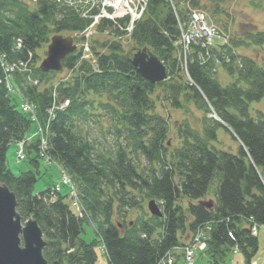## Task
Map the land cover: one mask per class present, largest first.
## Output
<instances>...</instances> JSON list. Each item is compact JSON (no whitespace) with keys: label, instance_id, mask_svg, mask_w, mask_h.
Segmentation results:
<instances>
[{"label":"trees","instance_id":"trees-1","mask_svg":"<svg viewBox=\"0 0 264 264\" xmlns=\"http://www.w3.org/2000/svg\"><path fill=\"white\" fill-rule=\"evenodd\" d=\"M221 1L175 0L181 17L188 6L220 16ZM60 13L49 0H0V53L9 62L31 54L32 69L13 73L10 91L0 66V183L14 193L21 219L31 217L40 227L43 257L50 264H98L95 246L100 243L107 264H157L199 231L205 242L200 255L209 264H225L236 250L250 264L259 247L252 228L264 224V113H253L250 104L264 96V68L239 48L263 45L264 28L228 37L223 48L230 61L220 64L226 76L221 81L212 70L214 60L200 64L194 46L186 70L182 67L169 3L148 0L130 33V46L119 39L125 30L102 20L88 40L89 56L78 48L62 59L60 71L44 72L38 64L50 37L73 35L89 23L73 11ZM142 48L162 61L165 80L152 84L135 70L130 54ZM62 70L67 76L57 78ZM24 101L31 104L34 119L22 110ZM187 103L204 114L199 127L187 119L173 123L176 143L169 145L171 125L160 107L181 109ZM210 111L217 118L209 117ZM33 125L45 132L42 154L74 184L80 216L71 207L69 189L34 192L43 172L39 140L24 144L33 170L14 175L8 169L9 145L26 139ZM220 128L237 143L234 152L217 145ZM209 194L207 207L201 201ZM152 199L161 216L148 212ZM85 224L93 233L88 239L82 237Z\"/></svg>","mask_w":264,"mask_h":264},{"label":"rangeland","instance_id":"rangeland-1","mask_svg":"<svg viewBox=\"0 0 264 264\" xmlns=\"http://www.w3.org/2000/svg\"><path fill=\"white\" fill-rule=\"evenodd\" d=\"M205 3V1L201 2ZM219 9L222 12H219L220 16H211V14L205 10L204 8L199 7L200 10L206 13L207 20L214 25H216L220 30H222L228 37L230 36H237L242 31L246 30H252V29H262L264 28V0H222L217 5ZM209 7L211 9L214 8V3H210ZM226 13V15L224 14ZM220 18L222 21H220ZM224 25L226 28H223ZM62 35H70L67 33H61ZM87 37L91 35V32H86ZM91 37V36H90ZM89 37V38H90ZM88 38V39H89ZM123 45L130 46V40L129 37H124L122 39ZM74 42L82 48L83 42L78 41ZM46 50V49H45ZM239 51L242 53H246L252 56H255L258 60V63L264 68V44L261 46H254L250 45L248 47H241L239 48ZM67 72L65 70H62L60 74H58L56 77H66ZM219 80L223 81L226 79V76L223 71L220 70L219 73H216ZM160 110L163 115L168 117L169 123L171 125L170 132H169V138L168 143L169 145H174L176 143V136L175 131L173 127V123L182 120L187 119L191 125L195 128L199 127V119L204 115L201 110L196 109L194 105L187 103L185 104L184 108L181 109H173V108H162L160 107ZM250 110L255 113V111H261L264 113V96L258 100L253 101L250 104ZM209 117H212L211 111L207 113ZM94 132L97 134V136L102 140L100 130L97 126L93 125ZM97 130V131H96ZM36 131V125H33L31 130L29 131V136H33V133ZM219 135V142L217 143L218 146L222 149H229L231 151H235L237 147V143L230 137L228 133L222 128L218 130ZM113 137L109 135L106 139L108 145H110L113 141ZM17 149L18 146L16 143H12L9 145L7 152H6V164L8 169L14 174L19 175L20 173L27 171V170H33L31 165L28 164V160L26 157L18 160L17 159ZM40 169L43 171L35 185H34V192L41 191L47 187H53L56 184L60 185V188L62 192L68 191L67 186L63 185L61 183V169L55 162L50 163H43L41 161ZM61 183V184H60ZM212 194L206 195L204 197V200H212ZM133 218L134 215H128L127 218ZM85 233L82 234V237L85 239L91 238L92 236V230L89 229V226L87 224L84 225ZM258 251L256 253V257L254 259H258L261 257H264V224L260 225L258 228ZM188 241V240H187ZM186 241V243H187ZM190 243V241H189ZM95 251L97 254V263L98 264H107L106 255L104 253V250L101 246V244H97L95 246ZM177 252V255L182 256V250L177 249L175 250ZM200 250L195 249V262L194 264H209L207 262V258L205 255H200ZM185 253V252H184ZM194 257V256H193ZM181 260H178L177 264H180ZM225 264H247L245 256L242 251H234L231 253L230 256H228L225 260Z\"/></svg>","mask_w":264,"mask_h":264},{"label":"water","instance_id":"water-1","mask_svg":"<svg viewBox=\"0 0 264 264\" xmlns=\"http://www.w3.org/2000/svg\"><path fill=\"white\" fill-rule=\"evenodd\" d=\"M75 49L76 45L71 36L53 35L39 69L44 72L60 71L62 59ZM130 62L138 74L152 84L167 78L162 61L147 48L133 50L130 54ZM201 203L207 207L211 205V201H201ZM147 209L152 215H162L153 199L148 201ZM44 246L43 233L35 219L30 217L22 221L16 210L14 193L0 183V264H50L43 257Z\"/></svg>","mask_w":264,"mask_h":264},{"label":"built area","instance_id":"built-area-1","mask_svg":"<svg viewBox=\"0 0 264 264\" xmlns=\"http://www.w3.org/2000/svg\"><path fill=\"white\" fill-rule=\"evenodd\" d=\"M32 2H37L38 0H31ZM61 6L72 8L81 13L83 17H88L92 19V22L88 29L94 27L102 18H107L110 20H115L116 18H121L128 16L129 22L125 24V30L130 31L133 27V23L140 18L145 10L148 0H52ZM172 7V10L177 19V25L180 29L179 42L183 48L184 54H187L191 49L192 45H197L204 50L206 55H209L211 46L213 45V39H221L218 30L207 23L204 15L198 11L192 10L188 14L187 18L181 19L178 16L177 7L173 0H167ZM120 27L121 25L118 24ZM122 28V27H121ZM17 46H20L18 41ZM205 54L200 53L199 60L204 62ZM0 65L4 68L5 72H11L13 70H24L27 71V61H18L17 63H8L6 61L5 54L0 53ZM24 111H31V106L27 103L23 105ZM41 133V131H40ZM45 141L41 138L42 149L44 147ZM17 154L22 157L23 149L22 143H20V148ZM48 159V157H46ZM64 183H70L67 177L63 178ZM74 194V191L72 192ZM75 206L77 203L74 202ZM198 241V239L196 238ZM199 243V242H198ZM204 243H199V248H202ZM193 250L186 248L185 258L183 264H192L194 259ZM167 261L168 264L171 263V258L161 260L164 264Z\"/></svg>","mask_w":264,"mask_h":264},{"label":"crops","instance_id":"crops-1","mask_svg":"<svg viewBox=\"0 0 264 264\" xmlns=\"http://www.w3.org/2000/svg\"><path fill=\"white\" fill-rule=\"evenodd\" d=\"M258 260H259L260 264H263L264 263V257H261Z\"/></svg>","mask_w":264,"mask_h":264},{"label":"bare ground","instance_id":"bare-ground-1","mask_svg":"<svg viewBox=\"0 0 264 264\" xmlns=\"http://www.w3.org/2000/svg\"><path fill=\"white\" fill-rule=\"evenodd\" d=\"M16 154H17V153H16ZM17 159L20 160V159H22V158L17 154Z\"/></svg>","mask_w":264,"mask_h":264}]
</instances>
